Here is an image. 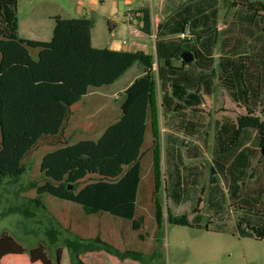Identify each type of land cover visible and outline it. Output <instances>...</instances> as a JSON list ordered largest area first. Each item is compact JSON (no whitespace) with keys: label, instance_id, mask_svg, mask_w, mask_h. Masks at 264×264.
I'll return each mask as SVG.
<instances>
[{"label":"trees","instance_id":"trees-1","mask_svg":"<svg viewBox=\"0 0 264 264\" xmlns=\"http://www.w3.org/2000/svg\"><path fill=\"white\" fill-rule=\"evenodd\" d=\"M17 5L18 0H0V189L6 180H17L27 172V160L41 146H50L55 149L44 156L40 166L44 182L35 187L36 197L30 203L44 208L41 197L49 194L87 213H105L130 223L138 231V197L145 176L142 158L150 148L149 135L155 146L148 187L155 193L160 183L157 83L163 117L200 113L202 98L212 93L216 76L213 65L207 69L201 64L211 63L212 51L218 49L230 65L224 74L232 80L231 94L244 111L218 133L207 204L218 209L215 218L223 214L222 206L227 203L239 236L264 241V167L256 178L249 176L255 178L253 182L242 180L251 168V159L264 154V0L227 2L224 19L230 25L222 32L216 21L218 0H182L157 27L155 74L152 57L144 51L93 47V22L86 18L55 17L49 41L21 39ZM141 21L142 31L151 35L149 10L142 11ZM183 33L187 35L184 39L180 37ZM184 52H191L194 60L185 63ZM136 64L145 73L124 91L119 119L98 139L69 143L64 130L72 107L90 89L113 85ZM177 167L176 162L168 165L166 190L172 203L179 205L187 184ZM227 174L232 182L226 188L220 176ZM205 192L202 187L201 195ZM200 204L198 199L191 220L168 210L169 224L201 228ZM22 214L34 217L28 208ZM48 237L51 246L58 243L56 231H50ZM68 249L74 256L104 250L121 260H138L93 242H68ZM24 254L31 263L41 264H61L63 256L57 248L53 261L43 244L27 249L7 233L0 235V264L5 256Z\"/></svg>","mask_w":264,"mask_h":264},{"label":"rangeland","instance_id":"rangeland-1","mask_svg":"<svg viewBox=\"0 0 264 264\" xmlns=\"http://www.w3.org/2000/svg\"><path fill=\"white\" fill-rule=\"evenodd\" d=\"M230 1L218 0L216 21L220 26L219 32L227 30L230 25L224 19L227 2ZM181 2L131 0L128 4L126 0H18L19 36L24 40L49 41L55 17L86 18L93 22L95 48H106L111 41H126L123 47L144 51L152 57V73L155 74L157 27L164 17L172 15V10ZM129 9L134 10L132 15L136 21H130ZM145 9L151 15V35L142 31L144 25L141 18ZM112 24L116 27L110 31ZM225 34L228 36L229 33ZM212 55L214 60L211 63L206 66L200 63L203 68L210 69L213 65L216 70L212 93L202 98L200 113L185 112L182 115L163 117L160 106L162 91L157 83L155 130L160 183L155 193L153 187H148L149 174L153 168L152 150L155 146L149 135L150 148L144 151L142 158L145 176L138 197L137 219L141 222L138 231H134L130 223L105 213H87L80 206L49 194L41 197L44 208H36L30 203L29 200L36 197L35 187L44 182L45 177L40 171L42 159L55 149L43 145L27 160V172L17 180H6L0 189V235L7 233L27 249L43 244L53 261L56 249L60 248L63 252L61 264H264V241L239 236L234 215L227 203L222 206L225 208L223 214L215 218L213 214L219 212L218 209L212 210L207 204L210 196V167L214 166L218 133L224 125L235 122L244 111L238 99L231 94V78L224 74V69L227 70L230 65L218 49H214ZM144 73V68L136 64L110 87L92 90L75 108L68 131L70 142L96 139L110 120L106 113L112 114L118 108L123 98L122 89ZM172 162H176L182 182L187 184L179 205L172 203L166 190V172ZM263 167L264 154L260 153L251 159V168L242 180L253 182ZM251 174L255 176L254 179L249 177ZM220 177L223 186L227 188L232 177L228 174ZM202 187L206 188L204 195L200 193ZM223 191L226 192L225 188ZM198 199L201 200L199 208L203 216L201 228L169 224L168 210L176 215L186 214L191 220ZM27 208L34 217L28 218L22 214V210ZM50 231L57 232L58 243L54 246L49 242ZM76 241L100 244L122 255L138 257V260H121L104 250L74 256L69 252L68 242ZM20 264L30 263L20 260Z\"/></svg>","mask_w":264,"mask_h":264},{"label":"crops","instance_id":"crops-1","mask_svg":"<svg viewBox=\"0 0 264 264\" xmlns=\"http://www.w3.org/2000/svg\"><path fill=\"white\" fill-rule=\"evenodd\" d=\"M87 1V0H86ZM88 1H90V2H93V0H88ZM115 27H116V25L115 24H112V25H110V29L111 30H115ZM20 37V36H19ZM21 38V37H20ZM22 39V38H21ZM39 41V40H38ZM91 43H92V46H93V38H92V33H91ZM94 47V46H93ZM108 48L109 49H111V50H114V51H132V52H134V51H138V50H134V49H128L127 47H123L122 45H121V43L120 42H118V41H111L110 42V46H108ZM37 54H35V56H36ZM123 77V76H122ZM137 78V77H136ZM139 78V77H138ZM116 83V82H115ZM131 85V84H130ZM130 85H128L127 87H124L122 90H123V92L130 86ZM110 87V86H109ZM101 89H103V88H101ZM101 89H94V88H92V89H90L89 90V92H88V94L78 103V104H76L75 106H73L72 107V115H71V117H70V119H69V121H68V123H67V125H66V128H65V130H64V138L69 142V143H72V142H70V139H69V135H68V131H69V129H70V124H71V122H72V120H73V117H74V113H75V108L78 106V105H80L86 98H87V96L90 94V92L92 91V90H96V91H99V90H101ZM106 114H108V116H107V118L108 119H110L109 121H108V123L105 125V127H103V129H102V131H101V133H100V135L96 138V139H98L101 135H102V133L105 131V129L111 124V123H114L115 121H117L118 119H119V117H120V103L118 104V108L111 114V112H107ZM111 114V115H110ZM87 139H90V138H87ZM74 143H76V142H74ZM50 147V146H49ZM20 260H23L24 262L26 261V262H28V263H30V264H33V263H31L30 262V259H29V256L28 255H26V254H24V255H8V256H5L3 259H2V261H1V264H20ZM34 264H41V263H34Z\"/></svg>","mask_w":264,"mask_h":264},{"label":"built area","instance_id":"built-area-1","mask_svg":"<svg viewBox=\"0 0 264 264\" xmlns=\"http://www.w3.org/2000/svg\"><path fill=\"white\" fill-rule=\"evenodd\" d=\"M127 1V3L128 4H130L131 3V0H126ZM134 10H132V9H129L128 10V15H129V19H130V21H136V17L134 16V15H132V12H133ZM130 13V14H129ZM138 31H134V33H137ZM180 37L181 38H186L187 37V35L185 34V33H183V34H181L180 35ZM126 41H123L122 43H121V45L123 46V45H126Z\"/></svg>","mask_w":264,"mask_h":264},{"label":"water","instance_id":"water-1","mask_svg":"<svg viewBox=\"0 0 264 264\" xmlns=\"http://www.w3.org/2000/svg\"><path fill=\"white\" fill-rule=\"evenodd\" d=\"M181 57L185 63H190L194 60V56L191 52H184Z\"/></svg>","mask_w":264,"mask_h":264}]
</instances>
